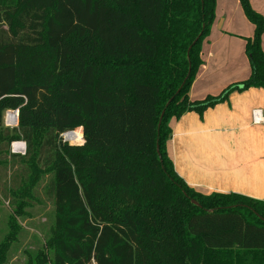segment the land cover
Returning a JSON list of instances; mask_svg holds the SVG:
<instances>
[{"label":"trees","instance_id":"1","mask_svg":"<svg viewBox=\"0 0 264 264\" xmlns=\"http://www.w3.org/2000/svg\"><path fill=\"white\" fill-rule=\"evenodd\" d=\"M240 2L255 24L251 75L193 101L217 0H0V155L15 158L9 145L21 139L31 183L52 172L56 222L44 261L223 264L234 247L264 250V202L196 191L167 148L172 118L264 88V16ZM9 109H19L13 129ZM67 131L82 140L63 141ZM12 237L0 242V264Z\"/></svg>","mask_w":264,"mask_h":264},{"label":"crops","instance_id":"2","mask_svg":"<svg viewBox=\"0 0 264 264\" xmlns=\"http://www.w3.org/2000/svg\"><path fill=\"white\" fill-rule=\"evenodd\" d=\"M253 6L264 15V0ZM254 33L255 24L240 0H217L211 33L202 45L203 62L189 91L191 100L217 95L249 78L246 39ZM255 109L264 116L263 87L235 90L202 115L187 111L172 118L168 153L178 174L196 191L235 192L264 202V121L254 120ZM231 250L229 258L224 254L223 264L229 260L230 264H264V250Z\"/></svg>","mask_w":264,"mask_h":264},{"label":"rangeland","instance_id":"3","mask_svg":"<svg viewBox=\"0 0 264 264\" xmlns=\"http://www.w3.org/2000/svg\"><path fill=\"white\" fill-rule=\"evenodd\" d=\"M249 2L256 10L253 4L257 3V0H249ZM18 126L19 119L17 125L9 128ZM66 137L63 133L62 140L69 143L82 140V138L69 140ZM15 141L23 142L26 148L24 152L15 153L17 156L11 159L3 152L0 155V160L7 158L8 161L6 165H0V242L13 236L9 239L7 257L2 264H52L51 261L42 259L43 254L49 255L50 259L53 251L48 245L56 222L54 197L49 191L52 172L41 174L37 182L31 183L32 170L29 167L32 160L31 153H28L27 143L24 140ZM9 147L10 152L13 151L12 146ZM49 154H51L50 150L42 153L40 166L46 164L45 158ZM19 209L21 213L18 212Z\"/></svg>","mask_w":264,"mask_h":264},{"label":"built area","instance_id":"4","mask_svg":"<svg viewBox=\"0 0 264 264\" xmlns=\"http://www.w3.org/2000/svg\"><path fill=\"white\" fill-rule=\"evenodd\" d=\"M14 113H15V117L12 116ZM253 115H254V120L256 122L264 121V116H263V112L261 109H255L253 112ZM18 119H19V109H9L5 113L4 123L8 127H13L17 125ZM67 133H70V132L69 131L65 132L64 133L65 136ZM11 146H12L13 152H16V153H22L26 149L22 141H13Z\"/></svg>","mask_w":264,"mask_h":264},{"label":"bare ground","instance_id":"5","mask_svg":"<svg viewBox=\"0 0 264 264\" xmlns=\"http://www.w3.org/2000/svg\"><path fill=\"white\" fill-rule=\"evenodd\" d=\"M12 116L15 117V113ZM66 136H67V139L69 140H79L83 138L82 131H73V132L67 133Z\"/></svg>","mask_w":264,"mask_h":264},{"label":"water","instance_id":"6","mask_svg":"<svg viewBox=\"0 0 264 264\" xmlns=\"http://www.w3.org/2000/svg\"><path fill=\"white\" fill-rule=\"evenodd\" d=\"M190 48H191V47H190ZM163 114H164V112L162 113L161 118L163 117ZM69 132H73V131H69ZM158 150H159V147H158ZM192 202H193L194 204H198V205H199L198 201L195 200V199H193Z\"/></svg>","mask_w":264,"mask_h":264}]
</instances>
